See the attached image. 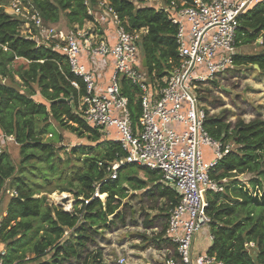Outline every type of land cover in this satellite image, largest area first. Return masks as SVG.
I'll return each instance as SVG.
<instances>
[{
	"label": "trees",
	"instance_id": "trees-1",
	"mask_svg": "<svg viewBox=\"0 0 264 264\" xmlns=\"http://www.w3.org/2000/svg\"><path fill=\"white\" fill-rule=\"evenodd\" d=\"M9 1L0 0V78L13 82L14 72L24 91L20 89L23 91L20 92L0 80V133L11 136L23 155L32 150L38 156L42 153L45 157L54 156L56 150L53 145L43 143L35 131V117L44 116L79 136H87L96 145L71 149L73 155L86 156L83 166L70 179V186L76 184L77 188L73 192L76 200L71 212L64 211L62 206H46L44 197L34 198L35 192L23 175L13 176L14 169L8 155L0 152V191L9 181L10 189L15 193L0 219V243L5 247V253L0 255L1 264H65L81 259L79 264H102L99 251L93 249L84 256L83 251L95 244L98 232L125 222L127 213L122 207L126 203L123 204L122 200L127 197L125 192L128 189L123 185L124 180L133 183V189H144L147 183L137 177L123 178L121 172L144 168L124 165L118 169L116 179L110 178L106 168L122 154L120 144L102 139L101 133L76 113L78 99L85 93L84 84L70 72L64 56L49 46L37 45L21 33L23 20L5 9ZM22 1L34 7L45 26L56 25L63 17L68 29H73L91 20L87 10L95 8L99 0ZM106 1L127 30H145L139 48L147 61V73L150 76L154 74L152 77L157 79L166 76L179 60L176 25L163 12L143 4L136 6L133 0ZM139 2L143 3V0ZM237 37L238 47L261 40L264 48V3L255 5L240 17ZM16 63L15 68L11 67ZM232 64L234 68L249 67L255 73L264 75V51L253 55L238 53ZM234 68L215 74L210 81L200 83L197 90L198 104L206 114L204 129L208 135L212 140L219 141L223 149L230 140L238 147L237 151L229 150L211 170L210 178L216 185V182L231 177V173L242 167H256V152L264 149V119L230 121V111L214 113L215 107L221 105L213 103L216 97L212 92L216 90L215 94L229 99L227 91H230L220 82L225 81L228 73L238 72ZM72 82L78 84V89L71 85ZM127 88L125 94L129 97L131 117L136 121L139 115L137 95ZM37 93L41 102L32 98ZM98 149L103 151L95 155ZM25 156L27 158L28 155ZM262 169L264 172V166ZM143 171L151 177L153 184L156 182L148 195L165 202V206L159 208L160 217L166 220L155 237L158 238L165 233L169 211L177 205L179 197L173 190L157 183L160 180L157 172ZM95 191L106 194L104 202L93 198ZM219 196L212 190L206 192L212 243L205 254L215 257L222 264H264V210L258 209L260 205L264 207V203L238 202L237 199L219 202ZM85 200L90 201L84 204ZM146 222H142L144 226L153 225L152 221ZM66 231H69L67 235ZM249 244L254 247L250 248ZM174 256L176 258V253Z\"/></svg>",
	"mask_w": 264,
	"mask_h": 264
},
{
	"label": "built area",
	"instance_id": "built-area-1",
	"mask_svg": "<svg viewBox=\"0 0 264 264\" xmlns=\"http://www.w3.org/2000/svg\"><path fill=\"white\" fill-rule=\"evenodd\" d=\"M145 1L177 27L179 60L161 79L143 67L139 44L145 30H127L106 0L87 10L91 20L68 30L45 26L34 7L22 0H10L5 9L23 20V35L64 56L70 72L81 79L85 93L78 99L76 113L102 139L121 146L122 154L106 168L110 178H117L120 167L133 164L157 172L158 183L179 197L169 211L165 231L176 258L165 264H222L215 257L193 253L196 234L209 229L206 192L216 187L210 172L229 152L204 129L206 114L198 104L197 90L200 83L233 67L240 17L264 0ZM71 85L78 89L76 82ZM126 86L137 95L136 121ZM204 146L212 149L213 159L208 162L203 158ZM93 198L102 195L95 191ZM63 210L71 212L72 206ZM124 261L118 259L119 264Z\"/></svg>",
	"mask_w": 264,
	"mask_h": 264
},
{
	"label": "rangeland",
	"instance_id": "rangeland-1",
	"mask_svg": "<svg viewBox=\"0 0 264 264\" xmlns=\"http://www.w3.org/2000/svg\"><path fill=\"white\" fill-rule=\"evenodd\" d=\"M133 1L136 6L148 3L145 0H143V3H140L139 0ZM56 25H58L59 28H68L63 17H60ZM263 51L264 48L261 45V40H258L254 44L239 47L238 53L241 55H253ZM16 65L17 63L12 64L11 67L15 68ZM234 69L238 72L228 73L224 77L225 81L220 82L223 87L230 91H227L229 99L222 95L219 96L215 94L216 90L212 92L216 97L213 103L221 105L220 107H215L216 111L214 113L219 114L223 111H230L231 113L228 115L230 121H236V119H242L244 121H250L253 118L264 119V75L255 73L249 67H235ZM12 74L14 76L13 82L8 78H0L1 82L11 85L16 89L18 88L17 90L23 92L24 90L20 88L18 84V77L14 72H12ZM32 98L36 102L42 101L38 93ZM218 100H221L223 103H219ZM35 129L37 136L43 143L53 145L56 150L54 156L45 157L43 153L41 156H38L39 154L33 153L34 151L32 150H28L26 154L23 155L14 139L11 136L6 137L2 133H0V151L8 155L14 169L13 176L23 175L29 187L35 192L34 198L44 197L46 200L45 205L48 207L61 208L62 206L63 209L70 208L76 200L73 192L77 189L76 184L70 186V179L83 166L86 159V156L83 155H73L71 149L72 147L81 145L94 147L96 143H92L85 135L79 136L70 129L60 126L49 117H35ZM2 137L4 138L2 139ZM226 144L229 150L237 151L238 147L233 141L230 140ZM97 151L98 152L94 153L95 155H99L103 149H98ZM202 151L205 161L208 162L213 159L211 147L204 146ZM25 155H28L27 158ZM255 158V163H257L256 167L247 165L231 173V177L216 182L217 185L212 192L219 193L220 196L217 199L219 202L237 199L238 202L255 201V203L259 204L264 203V172H262V167L264 166V149L256 152ZM121 177H137L147 184L152 183L150 181L151 177L139 169L121 172ZM123 185L128 190L126 192L127 197L122 200L123 204H127L122 208L131 207L132 210L136 211L135 221L137 222V220L143 218L142 214L148 213V205L154 204L144 199L141 200V198H139L140 191L131 189V186L134 185L133 183L124 180ZM14 195L15 193L10 189V182L6 181L0 191V203L3 202L5 211L9 199ZM63 195H67L68 202L60 206L62 200H57V198ZM101 195L102 198L100 200L104 202L106 195ZM133 195H136L135 198H130ZM261 206L262 205H260L258 209L264 210V207ZM126 210L129 209H125V211ZM126 213L128 212L126 211ZM138 227L137 224H131L130 221L126 220L123 224L118 223L109 229L98 232L99 236H97L95 244L89 245L86 251H83V256L93 251V249H96V251H99L101 257L103 256V260L104 262L106 261V264H119L118 259L120 257L125 259L123 264L165 263L168 253L158 251L152 245H147L143 239L138 236L144 234ZM68 233L69 231H66L65 235ZM147 236H150L149 233H147ZM3 248L4 244L0 243V251H2ZM80 261H82V259ZM80 261L70 260L65 264H79Z\"/></svg>",
	"mask_w": 264,
	"mask_h": 264
},
{
	"label": "crops",
	"instance_id": "crops-1",
	"mask_svg": "<svg viewBox=\"0 0 264 264\" xmlns=\"http://www.w3.org/2000/svg\"><path fill=\"white\" fill-rule=\"evenodd\" d=\"M54 26H58V25H54ZM143 170H148V169L144 168ZM155 183L154 184L153 183L147 184V187L144 189H133V188H131L133 190H139L140 191L139 192L140 193L139 198H141V200L144 199L145 201L151 202L154 205H151V204L148 205V207H147L148 213L142 214L143 218L137 220V222L135 221L136 211L132 210L131 207L124 208V211H125V209H129V210H126L128 213H127L125 221L126 220L130 221L131 224L133 223V224H137V226H139L138 229L144 234L138 235V236L141 239H143V241L147 245H152L158 251L167 252L168 256L166 257L165 260L173 259L175 257L174 256V253H175L174 248L175 247H174V245H172L170 242L167 241V239L165 238V233H162L160 237L155 238L159 234V232L161 231V225L166 220V219H163L162 217H160L162 215V213L159 211V208H162L165 206L164 200L158 199L156 196H153V195L152 196L148 195V191H150L153 188ZM126 195H127V193H126ZM135 196L133 195L130 198H135ZM130 200H132V199H130ZM126 207H127V205H126ZM4 214H5V208L3 207V202H1L0 203V219ZM144 221H147L146 223L152 221L153 225L151 226V224H148V225L144 226L142 223ZM166 224H167V222H166ZM147 233H149V235H150L149 237L147 236ZM211 240H212V238L209 234V229H202L199 233L196 234V236L194 238L193 253L195 255L207 253V250L211 246V243H212ZM4 252H5V247L0 252V255ZM101 259H102V264H106L105 263L106 261L104 262V260H103L104 259L103 256L101 257ZM152 263H154V262H152ZM154 264H156V263H154ZM163 264H165V263L163 262Z\"/></svg>",
	"mask_w": 264,
	"mask_h": 264
},
{
	"label": "water",
	"instance_id": "water-1",
	"mask_svg": "<svg viewBox=\"0 0 264 264\" xmlns=\"http://www.w3.org/2000/svg\"><path fill=\"white\" fill-rule=\"evenodd\" d=\"M142 62H143V67L146 68L147 67V61H146L145 57H143ZM61 200L62 201L60 203V206L63 205L64 203L68 202V197H63Z\"/></svg>",
	"mask_w": 264,
	"mask_h": 264
},
{
	"label": "bare ground",
	"instance_id": "bare-ground-1",
	"mask_svg": "<svg viewBox=\"0 0 264 264\" xmlns=\"http://www.w3.org/2000/svg\"><path fill=\"white\" fill-rule=\"evenodd\" d=\"M63 197H67V195H63V196H61L60 198L58 197L57 198V200H60V199H62ZM72 204V203H71ZM68 205V204H67ZM69 208V207H68Z\"/></svg>",
	"mask_w": 264,
	"mask_h": 264
}]
</instances>
